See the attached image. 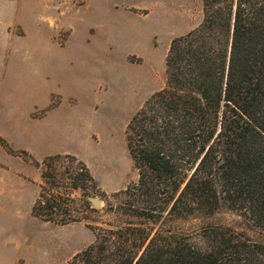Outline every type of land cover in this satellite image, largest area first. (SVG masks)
<instances>
[{
    "label": "trees",
    "instance_id": "trees-1",
    "mask_svg": "<svg viewBox=\"0 0 264 264\" xmlns=\"http://www.w3.org/2000/svg\"><path fill=\"white\" fill-rule=\"evenodd\" d=\"M202 3L201 23L170 42L165 85L126 125L138 181L113 194L110 209L121 221L88 224L94 241L61 264H264V0ZM8 149L40 168L36 217L84 219L71 196L79 190L92 206L84 161L72 154L37 161ZM64 158L81 172L53 166ZM64 183L67 196L50 193ZM220 211L242 225L209 221ZM195 220L205 223L184 227Z\"/></svg>",
    "mask_w": 264,
    "mask_h": 264
},
{
    "label": "rangeland",
    "instance_id": "rangeland-1",
    "mask_svg": "<svg viewBox=\"0 0 264 264\" xmlns=\"http://www.w3.org/2000/svg\"><path fill=\"white\" fill-rule=\"evenodd\" d=\"M202 19V0H0V264H61L94 241L88 224L121 221L113 194L138 181L126 125L165 85L171 40ZM8 147L37 161L75 155L94 179L88 193L102 202L87 207L76 190L73 211L84 219L36 217L40 168ZM53 166L81 172L68 158ZM57 190L71 192L67 183L50 193ZM210 220L242 225L228 211Z\"/></svg>",
    "mask_w": 264,
    "mask_h": 264
},
{
    "label": "water",
    "instance_id": "water-1",
    "mask_svg": "<svg viewBox=\"0 0 264 264\" xmlns=\"http://www.w3.org/2000/svg\"><path fill=\"white\" fill-rule=\"evenodd\" d=\"M86 198L90 201L91 205L96 207L99 206L102 200L94 195L88 194Z\"/></svg>",
    "mask_w": 264,
    "mask_h": 264
},
{
    "label": "crops",
    "instance_id": "crops-1",
    "mask_svg": "<svg viewBox=\"0 0 264 264\" xmlns=\"http://www.w3.org/2000/svg\"><path fill=\"white\" fill-rule=\"evenodd\" d=\"M126 11V10H125ZM129 11V10H128Z\"/></svg>",
    "mask_w": 264,
    "mask_h": 264
}]
</instances>
